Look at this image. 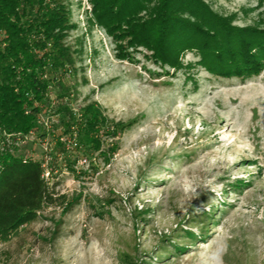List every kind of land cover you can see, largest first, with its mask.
Masks as SVG:
<instances>
[{
  "label": "rangeland",
  "instance_id": "obj_1",
  "mask_svg": "<svg viewBox=\"0 0 264 264\" xmlns=\"http://www.w3.org/2000/svg\"><path fill=\"white\" fill-rule=\"evenodd\" d=\"M57 1L73 61L49 72L35 130L0 154L47 158L65 200L0 241V264H264V66L224 77L191 50L178 70L141 47L122 59L89 0ZM203 1L264 28V0ZM55 101L77 119L95 103L124 130L93 151Z\"/></svg>",
  "mask_w": 264,
  "mask_h": 264
},
{
  "label": "trees",
  "instance_id": "obj_2",
  "mask_svg": "<svg viewBox=\"0 0 264 264\" xmlns=\"http://www.w3.org/2000/svg\"><path fill=\"white\" fill-rule=\"evenodd\" d=\"M89 2L92 21L112 37L122 59L128 58L127 49L141 47L156 62L178 70L183 68L180 55L191 50L198 53V63L207 71L224 77L257 74L264 66V28L235 26L203 0ZM70 28L65 7L57 0H0L2 141L4 135L15 141L35 130L41 106L56 81L49 72L73 61L64 44ZM59 105L52 102L49 109L68 114L69 133L93 151L100 148L102 134L114 137L124 130L120 122L108 123L95 103L80 108L78 119L67 106ZM47 134L44 129L43 137ZM44 160L0 154L1 242L16 236L58 199L65 200L55 192V168Z\"/></svg>",
  "mask_w": 264,
  "mask_h": 264
},
{
  "label": "built area",
  "instance_id": "obj_3",
  "mask_svg": "<svg viewBox=\"0 0 264 264\" xmlns=\"http://www.w3.org/2000/svg\"><path fill=\"white\" fill-rule=\"evenodd\" d=\"M4 137H5V140L4 141H1L2 142V149L4 148V147H8L9 149H11L13 146H15V144H16V142H17V140H18V138L19 137H21V136H18L16 139H15V141L14 140H11V138L9 137V135H4ZM48 162H47V158H45V160H44V164H47ZM44 175H45V177L48 175V172L46 171L45 173H44Z\"/></svg>",
  "mask_w": 264,
  "mask_h": 264
}]
</instances>
